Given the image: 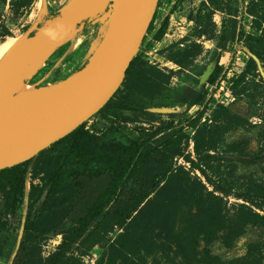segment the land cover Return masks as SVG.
I'll list each match as a JSON object with an SVG mask.
<instances>
[{
    "label": "rangeland",
    "instance_id": "obj_1",
    "mask_svg": "<svg viewBox=\"0 0 264 264\" xmlns=\"http://www.w3.org/2000/svg\"><path fill=\"white\" fill-rule=\"evenodd\" d=\"M19 1L0 0V46L13 41L4 54L3 70L16 41L33 23L46 24L60 9L75 0H45L44 10L39 9V0H30L24 6H19ZM252 1L159 0L138 52L142 64L136 76L130 80L138 93L134 108L104 110L85 122L86 129L98 135L101 141L116 143H128L135 136L149 138L153 133L152 141L176 130L186 132L184 155L174 158L173 169L189 174L208 190L214 191L211 180L224 187L226 192L216 191L215 194L222 198V211L219 214L225 216L228 226L231 218L245 211L263 214L256 206L259 199L254 190L264 182V75L259 67L246 72L251 56L243 49L248 47L249 35L261 32L256 22L257 16L250 12ZM263 12L264 6H258L256 15ZM166 18H169L166 33L161 39L154 40ZM96 30L97 27L75 28L72 39L58 45L44 60L41 59L34 71L31 70L36 72L28 77L30 82H26L37 88L79 69L94 47ZM261 62L264 71V61ZM210 66L219 69L220 74L214 83L207 80L202 82L201 76ZM188 87L203 92L204 102H174L176 98H182ZM128 89L122 84L118 96L128 92ZM162 107H168L172 112L151 111ZM200 112L203 115L200 116ZM195 121L197 125L194 127L192 124ZM205 155H208L207 162L203 159ZM189 159H194L210 180L200 169L194 168ZM38 160L39 156L30 160L28 165L29 193L32 184H43L44 173L38 170L42 163H38ZM164 185L161 182L134 215L142 219L146 218L145 215L149 219L156 216L157 208L163 206L167 195L186 192L189 187L176 183L167 189H160ZM46 198L45 190L34 208L40 210ZM182 200L180 202H184V206L181 212L184 215L189 210L197 212L195 206L185 205L186 197ZM2 203L0 192V264H15L25 233L23 223L24 219L27 222L30 200L24 198L16 213L5 210ZM51 207L43 212L39 222L41 228L48 231L41 233V228L37 230V238L23 253L26 257L24 264H38L40 259L47 258L70 228L71 210L65 211V207L60 205ZM188 219L181 218V226L177 227L185 228ZM195 219L190 218L191 224L196 223ZM139 227L135 223L126 227L114 225L100 243L85 250L81 255V264H102L109 245L122 235L129 238L141 234ZM160 227L157 221L150 225L148 229L152 232L149 233V241L161 243L162 239L157 236ZM179 237L181 243L179 241V246L171 255H176L180 264L189 247L187 239L183 235ZM19 240H22L20 245ZM196 247L194 253L193 249L189 252L191 264H264V222L260 220L258 224L247 225L231 246L218 238L210 244L198 239ZM205 248L209 253L204 251ZM143 254L146 258L144 264H172L162 250H147Z\"/></svg>",
    "mask_w": 264,
    "mask_h": 264
},
{
    "label": "trees",
    "instance_id": "obj_2",
    "mask_svg": "<svg viewBox=\"0 0 264 264\" xmlns=\"http://www.w3.org/2000/svg\"><path fill=\"white\" fill-rule=\"evenodd\" d=\"M29 2L30 0H20L18 5L24 6ZM258 6H264V0H253L250 12L257 16L256 22L261 32L249 35L247 43L251 51L264 61V12L256 15ZM168 25L169 18H166L154 40L163 37ZM152 44L153 42L150 43ZM141 64V58L137 55L127 69L122 83L129 87L128 92L118 96V90L99 112L134 108L138 93L133 89L130 80L136 76ZM257 69L255 59L250 57L246 72ZM219 74V69H216L209 82L214 83ZM204 100L203 92L187 88L182 98H176L174 102L201 104ZM201 115L203 112H200ZM85 124L39 153L38 163L42 165L38 170L44 173L43 184H32L25 233L15 264H24L26 257L23 253L28 251L30 244L37 238L36 232L41 228L39 222L43 212L52 209L51 206L54 205L65 207V211L71 210L70 228L56 250L44 260L40 259L38 264H81V255H84L85 250L100 243L114 225L126 227L133 223L140 226L142 233L129 238L122 235L110 244L102 264H144L146 258L143 251L155 249L162 250L172 264H179L177 256H172L171 253H174L181 243L180 235L187 239L189 247L180 264H191L192 257L189 252L192 249L193 253L197 250L198 239L206 240L210 244L213 240L221 238L231 246L234 239L242 235L243 228L247 225L258 224L260 220L264 222V182L254 190L259 199L256 206L263 214L252 210L245 211L231 218L228 226L224 220L225 216L219 214V211H222V198L215 194L216 191L226 192L224 187L211 180L214 191L208 190L202 182L198 183L189 174L173 169L174 158L184 155L183 140L187 136L186 132L176 130L152 141L153 133L149 138L135 136L128 143H116L101 141L98 135L86 129ZM192 125L195 127L197 122ZM207 157L208 155L204 156V162H207ZM189 161L210 180L206 171L200 168L194 159ZM30 162L28 160L0 171L2 205L10 213H16L24 202ZM38 170L35 168V172ZM161 182L165 185L160 189H167L176 183L189 187L186 192L167 195L163 206L157 208L156 216L149 219L145 215L146 218L142 219L134 215L141 203ZM45 190L47 198L42 208L36 210L34 204ZM185 197V205L195 206L196 213L189 210L187 215H184L181 212L184 202L180 200ZM183 217L189 218L187 226L178 228ZM191 217L196 218L194 225L190 222ZM155 221L161 226L157 234L162 239L159 244L149 241V233L152 231L148 228ZM47 231L40 229L41 233ZM204 251L209 253L208 248Z\"/></svg>",
    "mask_w": 264,
    "mask_h": 264
},
{
    "label": "water",
    "instance_id": "obj_3",
    "mask_svg": "<svg viewBox=\"0 0 264 264\" xmlns=\"http://www.w3.org/2000/svg\"><path fill=\"white\" fill-rule=\"evenodd\" d=\"M96 1L75 0L46 24L33 23L8 55V64L0 74V171L35 159L41 151L90 120L121 87L159 0H103L100 9L92 13ZM81 27L97 30L94 47L79 69L37 87L28 95L4 96L6 84L16 79L29 81L28 77L36 72L30 70L35 58L44 60L63 44L61 40L68 32ZM243 49L255 59L264 75L260 58L248 47ZM212 71L213 66L208 67L201 81L205 82ZM152 111L169 113L172 109ZM25 198H29L27 184ZM25 223L26 219L24 228Z\"/></svg>",
    "mask_w": 264,
    "mask_h": 264
},
{
    "label": "bare ground",
    "instance_id": "obj_4",
    "mask_svg": "<svg viewBox=\"0 0 264 264\" xmlns=\"http://www.w3.org/2000/svg\"><path fill=\"white\" fill-rule=\"evenodd\" d=\"M102 3H103V0H97L94 3V9L92 10V13L98 11L100 9V7L102 6ZM38 7L40 10H44L45 9V0H39L38 1ZM72 37H73L72 32L70 31L64 36V38L61 40V43H63V44L66 43L67 41L72 39ZM12 44H13V41H8V42H5L4 44H2L0 46V74L3 71L2 65H3V62L5 61L4 60V54L12 46ZM41 59L42 58H35V60H33L34 61L33 64L30 67V70H33L38 65V63L40 64ZM35 90H36V88L34 87L33 84L28 83V82L24 81L23 79H16L12 83L6 84L4 86L3 93H4L5 97L25 96V95H28L29 93L34 92Z\"/></svg>",
    "mask_w": 264,
    "mask_h": 264
},
{
    "label": "flooded vegetation",
    "instance_id": "obj_5",
    "mask_svg": "<svg viewBox=\"0 0 264 264\" xmlns=\"http://www.w3.org/2000/svg\"><path fill=\"white\" fill-rule=\"evenodd\" d=\"M215 71V69H214V67H213V71H212V73ZM212 75V74H211ZM211 75H210V77H211ZM210 77L207 79V81H208V83H210L209 82V79H210ZM188 88H192V87H188ZM192 89H194V90H196V91H199V90H197V89H195V88H192ZM200 92V91H199ZM199 104V103H198ZM152 111V110H151ZM164 113V112H163ZM169 113H171V112H169Z\"/></svg>",
    "mask_w": 264,
    "mask_h": 264
}]
</instances>
